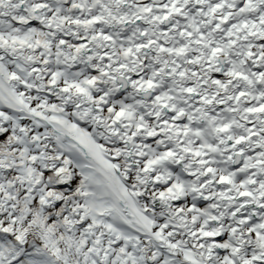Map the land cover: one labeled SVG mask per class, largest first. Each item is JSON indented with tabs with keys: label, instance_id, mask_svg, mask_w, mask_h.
<instances>
[{
	"label": "snow or ice",
	"instance_id": "snow-or-ice-1",
	"mask_svg": "<svg viewBox=\"0 0 264 264\" xmlns=\"http://www.w3.org/2000/svg\"><path fill=\"white\" fill-rule=\"evenodd\" d=\"M0 264H264V0H0Z\"/></svg>",
	"mask_w": 264,
	"mask_h": 264
}]
</instances>
